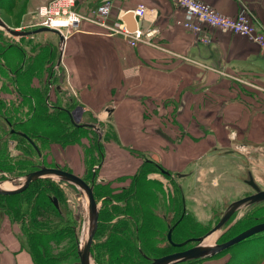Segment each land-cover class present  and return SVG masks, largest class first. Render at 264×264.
I'll list each match as a JSON object with an SVG mask.
<instances>
[{"label":"crops","instance_id":"1","mask_svg":"<svg viewBox=\"0 0 264 264\" xmlns=\"http://www.w3.org/2000/svg\"><path fill=\"white\" fill-rule=\"evenodd\" d=\"M105 1L111 4L109 27L125 24V12L144 4L147 13H132L129 29L154 28L150 39L156 45H131L122 34L88 19L66 29L60 54L64 85L76 89V104L86 114L108 118L116 137L104 145L98 179H129L149 158L179 174L186 206L187 192H197L199 182L218 187L224 180L219 151L233 158L243 145L246 160L264 169V52L259 45L217 27L193 33L178 22L184 9L176 0H80L76 10L89 14ZM201 1L228 16L245 5L264 29V0ZM72 154L61 162L82 176L80 155ZM232 181L228 185L236 188ZM190 210L195 218L202 216V209ZM229 257L184 264H228ZM0 264H34L20 223L1 209ZM250 264H264V252Z\"/></svg>","mask_w":264,"mask_h":264},{"label":"rangeland","instance_id":"2","mask_svg":"<svg viewBox=\"0 0 264 264\" xmlns=\"http://www.w3.org/2000/svg\"><path fill=\"white\" fill-rule=\"evenodd\" d=\"M49 1L50 0H10V2H8V0H0V18H3L12 25L16 23L20 24L19 26H15V28L18 30L27 31L33 29L34 26H31V23L37 16V7ZM110 14L111 12L105 19V24L102 26H107V19H109ZM68 27L71 26H66V29ZM12 35L13 34L3 30L2 26L0 25V40L5 39L7 40V43H19L21 47L25 46L23 49H25L26 53L25 58L22 56L24 59L21 61V64H15L17 58L16 55L19 54L18 52H8L7 50L5 53V58L7 61L6 65L8 64L7 66H11L13 68L14 66H19L20 68L19 72L21 73L16 71V77L19 78L17 79V83L22 94H17L12 83H9L8 81L9 77L11 78V75L8 74L7 68L0 65V82L3 76V78H6L7 81L5 85V81L3 79V85L5 86L6 92L0 90V96L4 97L7 101L10 100L8 106L7 104L4 106L6 109V114L1 110L2 105H0V158H6L9 161L5 164L6 166L0 165L2 167H7V171H9L4 172L0 170V181L15 177L20 178L27 172L37 169L38 165L41 164L51 167L59 166L62 169L70 171L68 166L62 162L67 156L71 157L73 152H76L80 155L84 167H86L85 165L88 163V161L91 164L98 162L99 158L97 156L98 154L95 147L96 144L99 143L104 152V145L107 143V141L110 139L114 140L116 137L112 132V127L108 118L99 119L93 115L89 116L86 114V112H84L86 110L80 106H77L78 95L72 94V97H70L71 93H67L65 91V89H67L70 84L67 86L64 85L66 78L63 74L64 72L61 66L62 63L55 65L61 52L58 36L52 32L41 31L34 34L22 35L21 38L17 40V38L14 39ZM2 43H4V40H2V42L0 41V45ZM38 56H42L41 61L36 60ZM51 64H53L54 67L55 81L53 86L49 85L48 90L46 91V82L49 81H46V75L48 76L49 74L48 70ZM25 79H27V81L29 80V86L25 82ZM29 88L36 89L41 94L42 98L43 95L46 94L45 101L47 106H45V110L42 112L40 109H34V116L36 117L32 121V124L35 125L34 121L36 119L37 122L40 120L37 126V129L39 130L38 136L36 137V143L39 144L38 146L40 148L39 153L41 151L40 155L36 154L37 152H35L30 145L26 144L24 140H21V137L9 136L10 132L8 133V131L10 130L9 128L11 126L5 121V117H8L12 123H15L13 127L16 129H22V126L17 122L28 117V114L30 113L28 112L30 103L33 104V102H35V105L39 104V101L36 97L35 101H33V93ZM29 94L32 96L31 98L28 97ZM12 105H18L17 108H14L13 112H11L13 110ZM51 105L53 107L62 106L65 108H70L71 119L74 123H90L96 128H93L87 124H84L83 127L74 128L71 123L69 124L66 122L67 120H64V114L62 115L61 111L54 109ZM9 111L12 113L11 116L7 115ZM81 113L84 115H81ZM56 114H58L59 117H62L58 119V122L60 123L59 127L61 128L58 130H65L66 135L63 137H59V132H55L57 128L52 127V117L49 115H52L56 118ZM72 128H74V130H72ZM16 133L19 134V131ZM43 134L51 135L50 140L43 139L41 137ZM2 147L6 149H1ZM244 147L243 145H238V151L237 153H233V155H235L233 158L228 155L230 153L219 151V169L222 173L224 172L222 170H225V173L222 175V179L224 180L219 183L218 187L209 186L208 184L203 185L199 182V188L197 192H187L188 198H186V206L189 207L188 210L186 209V206H184L185 199L183 195V190L185 192L186 187L181 188L178 182L179 174L170 173V176H168V174L160 171V169L155 167H146L147 170L143 173L140 172V175L136 179L134 193L127 194L128 203L130 206V210H128L126 208V204H124L123 201H116L114 198L113 200L104 199L98 192V186H102V189L99 190L100 192H109V195H113V197L119 199L120 195L121 197L124 196V192H121L123 188L130 189L132 176L138 173L141 165L133 174L129 176V179L125 180L124 178L118 177L117 179L108 181H101L98 179V174L100 171H102V163L95 165L94 170L97 167V178H95L94 181V176L92 175L90 181L92 180L93 194L98 206V221L91 247L93 244L99 243V241L103 242L107 239L108 235L112 233L111 223H116V221L118 222L121 219H124L125 215L132 214L134 216H139L141 210L151 213L154 225L153 223H150V225L153 227H147V229H144V234L147 235L151 240L150 243H146V246L149 245L148 248L150 253L147 256L140 249L139 252L143 257L140 258L142 259L140 261L142 263L139 264H147L153 257L183 250L194 245V240L188 241L187 239L201 236L211 227H213L231 201L240 198V196L253 193V189L246 182L249 179V175L252 176L256 184L258 183L257 185L259 188L264 189V169L246 160L247 152L246 150L244 151ZM238 158H240V160H238ZM146 159L150 160L149 158ZM238 161H241V163ZM1 163L2 162H0V164ZM23 164L26 165L25 169H27V171L25 172L23 169H20V167H23ZM158 165L162 167L160 164ZM83 175L81 176L82 178ZM86 178V181L90 183V181H88V177ZM226 179L227 184L224 183ZM257 179L259 182H257ZM231 180H233V184L237 185L236 188L228 185V182ZM20 182L21 180L14 181L13 185H19ZM212 187L215 188L214 192H210ZM28 188L32 191L34 189H38V191H40V195L37 198H41V203H46L44 209L39 208L40 210L38 215L35 217L37 220L36 222H40L41 224L50 228H63L61 236L57 238H53L51 236L45 237V243L41 246V250L44 255H49L52 258L51 261L53 264H79V258L77 254L79 247L78 244L80 242L82 229L84 226H87L88 213L86 205L87 202L85 200L84 193L72 183L63 181L54 175L38 178L30 182L24 190ZM126 190L128 189H125V191ZM47 192L58 196V199L55 197L58 203V206L55 207L60 210L62 213L61 215L58 214L52 206L53 197L51 204L46 199ZM36 194L37 192L32 193L29 198L20 200L22 204H25L23 211L26 213L25 219H22L21 225L23 223H31L29 218V210L35 206V204H37V198L36 200L34 199ZM135 198L138 199L136 202ZM5 203L10 205L16 202L15 200H6ZM197 203H201L202 206H198ZM193 208L202 209V216H199V219L194 218L199 222L200 226L191 224V228L194 227L192 231L188 229L182 230V228L180 229L179 227L177 228L176 224L180 219H182V225H184L186 221L189 220L187 218V214L185 216L184 213L185 211L190 212V209ZM107 210L110 211V216L107 213ZM100 211H107L102 214V218L104 216H109L110 218H108V222L105 227H102L103 229L100 227L101 230H98V227L103 222L99 218V215L101 214ZM190 213H192V211ZM251 217L253 218V221L250 223L247 222L246 219H250ZM161 220L163 221V226L160 224V222H162ZM263 221L264 200L254 202L252 204H242L232 213L224 225L217 229L219 232L217 234L216 242H223L238 234L247 227ZM188 222H190V220ZM170 227L173 234L171 236V240L173 242L180 243L185 240H187V242L177 246L168 241L167 232ZM97 230L99 235L95 237ZM116 236L118 238L120 234L117 233L115 237ZM123 236L124 235L120 236L119 238ZM137 244H141L140 240L137 241ZM263 252L264 231H260L240 240L238 243L214 256L230 254L229 258H231V260L228 262V264H250V262L256 258V255H259ZM114 254L115 256L113 259H118V252L114 251ZM91 259L93 264H101L97 262L94 257ZM138 259L139 258H136V260ZM139 260L137 262H139ZM187 262H191V260L176 264H184Z\"/></svg>","mask_w":264,"mask_h":264},{"label":"trees","instance_id":"3","mask_svg":"<svg viewBox=\"0 0 264 264\" xmlns=\"http://www.w3.org/2000/svg\"><path fill=\"white\" fill-rule=\"evenodd\" d=\"M8 2H10V0H8ZM3 19V18H2ZM3 21L5 23H7L8 25L10 26H19L20 24L16 23V24H10L8 21L4 20ZM18 24V25H17ZM35 27H33L34 29ZM31 30V29H30ZM21 37H19L20 39ZM4 40V43H2L0 45V65H2L3 67H6L7 70H8V74L11 75V78L9 77V80L7 78V80L9 81V83H12V85L14 86V89L16 90L17 94H22L21 91H20V87L17 83V79H19L18 77H16V71H18V73H21L19 72V66H14L13 67H9L6 65V58H5V53L6 51L8 50L9 51H15V52H18L19 54L16 55L17 58H16V63L15 64H18L20 63L21 64V61L25 58V46L21 47L19 45V43H7V40L5 39H2ZM2 40H0L2 42ZM17 49V50H16ZM24 58H23V57ZM41 58L42 56H38L36 58L37 61H41ZM35 60V61H36ZM2 61V62H1ZM13 66V65H12ZM49 74L48 76L46 75V81L49 80V81H45L46 82V86H47V89L46 91L48 90V86L51 85L53 86L54 84V79H55V76H54V67H53V64L50 65L49 67V70H48ZM17 73V74H18ZM23 76V74H22ZM4 77V76H3ZM2 77V80L0 82V90L3 91V92H6V89H5V86L3 85V79H4V84L6 85L7 81H6V78H3ZM25 82L27 83V85L29 86L30 83H29V80L27 81V79H25ZM30 89V88H29ZM30 91H32L33 93V101H35V97L38 99L39 101V104L35 105V102L30 103V108L28 109V112H30L28 114V117L25 118L24 120H20L18 121L17 123H19L21 126H22V129H16L14 126L15 123H12V121L8 118V117H5V121L6 123H8L11 127L9 128L10 130L8 131V133L10 132V135L9 136H19L21 137L20 139L21 140H24L26 142V144L30 145L35 152H37L35 150V148L33 147V145L29 142V140L27 139L30 138L34 144L37 146V148L40 150L39 148V144L36 143V137L38 136V129H37V126L39 124V118H38V122L35 120V125L32 124L33 122V119L36 117L34 116V109H40L42 112L45 110V106L46 105V101H45V96L46 94L43 95V98L41 96V94L36 90V89H30ZM61 91V90H60ZM30 94L28 95V97H32ZM8 103H10V100L7 101L4 97H1L0 96V105H2L1 107V110L3 111V113L6 114V109L4 108V106L7 104L8 106ZM32 105V106H31ZM10 106V105H9ZM18 105H12V111H14V108H17ZM34 106V107H33ZM52 106V105H51ZM53 107V106H52ZM54 109H58L59 111H61V114L63 115L64 114V120L66 122H68L69 124L71 123L74 128L76 127H83L84 125H75V123L72 121L71 119V114H70V108H65V107H62V106H57V107H53ZM10 111L7 113L8 116H11V113ZM50 117H52L51 119V123H52V127H56V131L55 132H59V137H63L65 134V130L64 131H59L58 129H61L59 127V122H58V119L59 118H62V117H59L58 114H56V118L52 115H49ZM53 117H54V120H53ZM49 123V124H51ZM74 128H72V130H74ZM19 131V134H17L16 132ZM20 132L24 133L26 135L23 136L20 134ZM56 134V133H55ZM43 139H46V140H50L51 138V135L49 134H46V135H42L41 136ZM6 147V146H5ZM96 150H97V156L99 158L98 162L96 163H90L88 161V163H86V167H85V172H84V175H83V178L84 180L86 181V177H88V181H90L92 175L94 176V181H95V178H97V171H96V168L94 170V166L95 165H98L101 163V160L104 156V152H103V149L100 147L99 143L96 144ZM1 149H6V148H1ZM41 153V151H40ZM38 155H40L39 153H36ZM0 162H2L0 165H4L6 166L5 164L8 163V159L6 158H0ZM89 166H88V165ZM0 166V170L4 171V172H9L7 171V167H2ZM26 165L23 164V167H20V169H23V171H27V169H25ZM146 167H155L157 169H160V171L162 170L164 173L170 175V172L169 171H166V169L160 167L158 164H156L155 162H153L152 160H148V159H145L141 166H140V169L138 170V173L134 174L132 176V182H131V185H130V189L129 188H123L121 190V192H124V196L119 197V199L113 197V195H109V192L108 193H105V192H100L99 190L102 189V186H98V192L99 194L104 198V199H109V200H113V198L117 201H123L124 204H126V208L128 210H130V206H129V203H128V196L127 194L128 193H134V186H136V179L137 177L140 175V172H144L147 170ZM6 169V170H5ZM87 182V181H86ZM96 184V183H95ZM94 184V185H95ZM133 187V189H132ZM41 188V187H40ZM125 189H128L125 191ZM42 190V188H41ZM127 191H131V192H127ZM37 192L36 194V197L34 198L36 200V198L40 195V191H38V189H34L33 191L31 189H26L22 192H18V193H14V194H7V195H1L0 194V209L3 210L9 217L12 221H17L20 223H22V219H25V215L26 213H24L23 211V208L25 207V204H22V202H20V200L22 199H27L31 196L32 193H35ZM126 192V193H125ZM52 197H58L57 195L55 194H52V193H49L47 192L46 193V199L50 202V204L52 203ZM58 199V198H57ZM135 202L138 200L137 198H135ZM6 200H15L16 203L14 204H6L5 201ZM47 202V201H46ZM37 204H35V206H33L32 208H30V213H29V218H30V221L31 223L30 224H22L21 227H22V231L25 235V238H26V242H27V245H28V249H29V252H30V255L32 257V260L34 262V264H53V262L51 261L52 258L48 255V256H45L44 253L42 252L41 250V246L45 243L44 239L45 237H53V238H57L59 236H61V233L63 232V228L62 229H58V228H50V227H46L45 225L41 224L40 222H36V218L37 215H38V212L40 209H44L45 208V205L46 203H41V198H37V201H36ZM54 203H52V206L54 207V210L58 213V214H62L60 212V210L55 207V205H53ZM48 206V205H47ZM180 206V205H179ZM40 208V209H39ZM120 209V208H119ZM117 210V209H116ZM108 211V210H107ZM105 211V212H107ZM101 214L99 215V218L101 221H103L101 223V225L98 227V230H101L102 227H105V225L107 224L108 222V218H110L109 216L111 215L110 211H108L107 213L109 214V216H104L102 218V214L105 213L104 211H100ZM122 212V210H121ZM127 212V211H126ZM187 214V218L190 220V222L186 221V223L184 225L183 222H182V219L179 220V222L176 224L177 228L179 227L180 229L182 228V230H191L194 228H191V224H194V225H199V222L196 221L194 218V216L189 212V211H185L184 215L186 216ZM125 218L124 219H121L120 221H116V223H111V230H112V233H110L107 237V239L105 241H99V243H95L93 244V246L91 247V255L92 257H94V259L101 263V264H139V263H142L140 262L142 259L143 256L142 254L139 252V250L141 249L143 251V253L145 255H149L150 253V250H149V245L146 246V243H150V238L144 234V229H147V227H153L150 225V223H153L154 225V221H153V217L151 215V213H147V212H144V211H140V214L139 216H134L132 214H129V215H125L124 216ZM184 217V216H183ZM247 222H252L253 221V218L251 217L250 219L247 218L246 219ZM162 221V220H161ZM160 224H162L163 226V221L160 222ZM200 226V225H199ZM101 227V228H100ZM24 228V230H23ZM184 228V229H183ZM103 229V228H102ZM122 229V230H121ZM98 230L96 231V234H95V237H97L99 234ZM123 231V232H122ZM173 231V230H172ZM181 232V230H180ZM178 232V233H180ZM120 234V236L124 235L123 237L121 238H117V236L115 237L116 234ZM177 233V234H178ZM172 232H171V236H172ZM114 236V237H113ZM52 239V238H51ZM141 242L140 245L137 244V241ZM142 240H143V244H142ZM151 248V246H150ZM114 251L115 252H118V256L119 258L114 260L113 257L115 256L114 254ZM132 252V253H131ZM136 258H139V262H137L138 260H136ZM146 258V257H145ZM197 260H200V259H196V260H191V261H197ZM231 260V258H230Z\"/></svg>","mask_w":264,"mask_h":264},{"label":"water","instance_id":"4","mask_svg":"<svg viewBox=\"0 0 264 264\" xmlns=\"http://www.w3.org/2000/svg\"><path fill=\"white\" fill-rule=\"evenodd\" d=\"M133 11L132 10H128L125 12L123 19H125V26L129 29L130 26H132V22H130L131 19V15H132ZM129 20V22H128ZM129 23V24H128ZM137 25H139V20L136 22ZM0 25L2 26V28L4 30H6L7 32L13 34V35H18V36H22V35H27V34H34L37 32H41V31H54L57 33L58 38H59V46L60 49L62 51V44H63V40L64 37L62 35V33L57 29V28H51L49 26L43 25V26H38L34 29L31 30H27V31H22V30H16L15 28L10 27L7 23H5L1 18H0ZM199 34H202V32H199ZM61 54V52H60ZM60 54L59 57L57 58L56 64H59L60 61ZM87 123H75V125H84ZM93 128L94 127L93 124H87ZM21 135L25 136L26 135L22 132H20ZM27 139L29 140V142L33 145V147L35 148V150L37 151V153H39V149L37 148V146L34 144V142L27 137ZM40 154V153H39ZM57 176L59 179L66 181V182H70L73 185H75L78 189H80L85 197H87V226L86 228V232H85V237L81 243V236H82V232L84 230V228L82 229L81 232V236H80V242H79V247H78V258H79V264H91L92 262V257H91V253H90V249H91V243L93 240V236L97 227V221H98V206H97V202L95 200L94 194H93V184H92V180L90 181V183L86 182L81 176L74 174L71 171L65 170L60 168L59 166H45L44 164L38 165V168L27 172L25 175H23L22 177H15V178H10V179H6V180H10V181H19L21 180V182L19 183V185H14L12 187H2L0 185V194H14V193H18L21 192L22 190H24L28 184L38 178L44 177V176ZM5 180L0 181L3 182ZM251 187H253V189L255 190L253 193H250L248 195H244L241 196L240 198L233 200L230 202V204L228 205V207L226 208V210L222 213V215L220 216V218L216 221V223L213 225V227H211L206 233H204L201 236L198 237H192V238H188L187 240H194L195 244L183 249V250H178V251H174L171 253H167L158 257H153L151 258L150 262L147 264H176L179 262H184L187 260H193V259H203V258H208V257H212L224 250H226L227 248L231 247L232 245L238 243L240 240L255 234L257 232L260 231H264V221L263 222H259V223H255L249 227H247L246 229L242 230L241 232H239L238 234L234 235L233 237L223 241V242H215L212 244L209 243H204L203 240L206 238V236H208L209 234H211L212 232H214L215 230H217L218 228L222 227L224 225V223L229 219V217L232 215V213L242 204H252L254 202H258V201H262L264 200V189H260L258 187V185L254 182L253 178L251 175H249V179L246 181ZM53 203L55 206H58L57 203V199L55 197H53ZM167 239L168 241H170L171 243L179 246L185 242H187V240L180 242V243H175L171 240V227L169 228L168 232H167Z\"/></svg>","mask_w":264,"mask_h":264},{"label":"built area","instance_id":"5","mask_svg":"<svg viewBox=\"0 0 264 264\" xmlns=\"http://www.w3.org/2000/svg\"><path fill=\"white\" fill-rule=\"evenodd\" d=\"M79 1L80 0H50L38 6L37 16L32 21L31 26H49L48 21L50 22L52 18L60 16H65L72 20L70 25L77 24L83 19L94 21L100 25L105 24V19L111 12L110 2L105 1L88 14L79 12L75 9ZM176 2L184 9L183 19L178 22L193 33L199 35V32H202L206 34L204 32L205 28L217 27L222 31H231L248 37L256 42L264 52V29L247 6L243 5L236 15L228 16L220 13L213 6L201 0H176ZM132 11L136 16L141 17L145 15L148 10L144 4H138ZM109 28L111 31H117L125 36L131 45H135L138 41L156 45L150 39L151 35L155 32L154 28L148 30L135 28L131 30L128 29L122 21H120L117 26ZM12 36L14 39L17 38L18 40V36ZM203 40L206 41L207 38ZM234 78H237L236 80L238 81L243 80L238 77ZM65 91L71 93L70 97H72V94L77 95L76 89L71 85H69Z\"/></svg>","mask_w":264,"mask_h":264},{"label":"bare ground","instance_id":"6","mask_svg":"<svg viewBox=\"0 0 264 264\" xmlns=\"http://www.w3.org/2000/svg\"><path fill=\"white\" fill-rule=\"evenodd\" d=\"M43 5V4H42ZM71 22H72V20H70L69 18H67V17H65V16H60V17H56V18H52L51 20H50V22L48 21V25H49V27H51V28H57L61 33H62V35H63V37H64V39L66 38V26H73V25H70L71 24ZM63 27H65V28H63ZM64 29H65V31H64ZM48 32H52V33H54L55 35H57V33L56 32H54V31H48ZM58 36V35H57ZM63 43H64V40H63ZM62 60V59H61ZM61 60H60V63L59 64H61ZM255 178V177H254ZM257 182H259L258 181V179H257ZM258 184V183H257ZM0 185L2 186V187H12V186H14L13 185V181H10V180H5V181H3V182H1L0 183ZM252 189H253V187H251ZM260 189H263V188H260ZM255 190L253 189V192H254ZM85 196V195H84ZM241 197V196H240ZM85 200H86V202H87V197H85ZM86 205H87V203H86ZM86 226H84V230H83V232H82V236H81V243H82V241H83V239H84V237H85V232H86V228H85ZM218 232H219V230H215L214 232H212L211 234H209L208 236H206V238L203 240V242L204 243H209V244H212V243H215L216 242V239H217V234H218ZM91 253V252H90ZM91 264H93L92 262H91Z\"/></svg>","mask_w":264,"mask_h":264},{"label":"flooded vegetation","instance_id":"7","mask_svg":"<svg viewBox=\"0 0 264 264\" xmlns=\"http://www.w3.org/2000/svg\"><path fill=\"white\" fill-rule=\"evenodd\" d=\"M12 28H15V27L12 26ZM9 41H10V40H9ZM10 42H11V41H10ZM161 171H162V170H161ZM162 172H163V171H162ZM168 176H170V175H168Z\"/></svg>","mask_w":264,"mask_h":264}]
</instances>
